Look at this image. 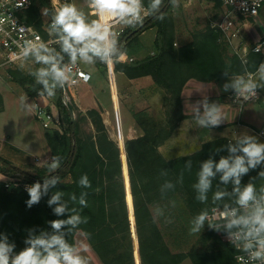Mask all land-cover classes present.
I'll use <instances>...</instances> for the list:
<instances>
[{
  "label": "trees",
  "instance_id": "1",
  "mask_svg": "<svg viewBox=\"0 0 264 264\" xmlns=\"http://www.w3.org/2000/svg\"><path fill=\"white\" fill-rule=\"evenodd\" d=\"M44 8H55L54 1L32 0L28 23L48 37L45 29L48 22L41 11ZM165 10L167 16L163 22L151 20L142 29L123 34L122 39L126 40L125 55L114 64L116 71L124 72L130 79L150 76L164 91V120L153 119L144 111L136 114L143 134L121 145L111 136L101 112L91 108L87 114L96 133L85 137L81 135L73 110L63 104L61 91H58L56 97L61 130L48 128L45 138L51 155L62 159L61 168L51 174L60 176L61 182L31 208L26 205L29 196L25 185L37 181L43 183L49 173L45 168L35 173L21 170L0 153V174L18 180L11 183L0 180V233L6 234L9 242L15 243V252L26 246L24 240L29 229L51 231L48 221L67 218V213L57 217L53 212L55 206H48L47 200L53 192L62 191L65 199H68L72 193L79 196L81 191H87L88 207L82 210V215L88 217V223L70 237V242L76 243V234L82 231L103 264H137L136 253L140 264H181L186 259H190L193 264H238L235 259L237 250L224 239V233H218L207 225L200 234L189 232L190 220L196 214L203 209L212 212V192L215 191V183H219L217 178L207 204L197 201L192 185L196 182L199 164L210 156L218 161L220 156L228 155L226 148L219 153L215 150L229 143V140L218 137L204 142L194 153L170 159H166L160 147L171 139L183 120L193 118L182 111V93L188 81H218L227 78L223 75L224 71L243 75L245 67L249 72H254L261 57L250 52L248 62L244 64L239 55H228L229 42H226L220 31L209 26L195 32L190 41L177 46L173 18L168 15V8ZM155 27L154 54L129 61L131 42ZM18 82L29 97L39 96L33 89V79L25 77ZM36 88L39 89V86L36 85ZM2 110L3 105L0 108ZM122 149L125 150L123 159ZM13 150L21 152L15 147ZM189 159L193 162V169L191 172L185 171L183 183H178V177ZM124 163L128 168L129 182L123 175ZM162 170L168 171L167 176L161 175ZM261 170H264V165L250 170L242 178V184L255 180L257 187L264 185V180L258 176ZM85 173L92 185L89 189H82L78 185L80 176ZM165 180H171L176 186L162 198L160 186ZM126 182L130 185L129 195ZM129 197L133 203L130 208ZM173 200L176 207L169 206L168 211L174 222L154 223L150 211L152 205H168ZM193 236L195 240L192 242Z\"/></svg>",
  "mask_w": 264,
  "mask_h": 264
},
{
  "label": "clouds",
  "instance_id": "2",
  "mask_svg": "<svg viewBox=\"0 0 264 264\" xmlns=\"http://www.w3.org/2000/svg\"><path fill=\"white\" fill-rule=\"evenodd\" d=\"M25 3L27 0H22L18 6ZM247 4L248 0H242L240 6L247 11ZM252 4L255 6L252 14H255L258 5L253 0ZM180 6V0H81L80 6L74 0H64L59 7L41 10L43 17L48 18L46 30L51 39L47 42L39 36L23 39L22 43H17L18 51L13 53V60L20 61L21 67L29 66L37 95L54 98L67 85L77 84L80 77L89 79L90 71L98 64L111 66L118 63L126 51V40L122 39L124 29L142 28L149 19L163 22L167 16L166 8L176 12ZM18 31L27 29L19 27ZM260 50L258 45L255 51ZM84 69L90 71L86 73ZM223 75L230 79L223 84L222 90L233 91L234 103L238 105L254 101L257 90L264 89V62L259 63L254 72L245 67L243 75L227 71ZM202 96L201 100L189 105L196 126L205 129L219 127L227 121L226 114L219 103L209 101L205 92ZM36 107L28 102L27 96L20 97L21 110L32 112ZM224 148L228 155L220 156L218 161L210 156L199 164L196 182L192 185L197 201L207 204L217 178L219 183H215V191L212 192V212L203 209L196 214L190 220L189 232L200 234L207 225L218 233L226 234L229 243L242 253L235 257L239 264H264V185L257 187L255 180L242 184V178L250 170L264 165V143L244 132L215 151L219 153ZM61 164L62 159L57 155L37 162L36 167L45 168L49 175L43 183L37 181L25 186L29 196L27 207L38 204L50 189L61 182L60 176L51 175L61 168ZM192 169L193 162L189 159L177 182L182 184L184 172ZM167 173L162 170L161 175L167 176ZM258 176L264 180V170ZM78 185L82 189L92 187L86 173L80 176ZM175 186L171 180H165L160 186L161 197L173 191ZM88 195L87 191H81L79 196L72 193L65 199L64 192H53L47 200L48 206H55L53 212L57 217L67 213V218L48 221L51 231L29 229L24 240L26 246L18 253L14 251L15 243L0 233V264H91L87 249L70 242V237L88 223V217L82 215V210L88 207ZM70 204L78 207H70ZM169 206L175 208V201H169L168 205H152L150 211L154 223L174 222Z\"/></svg>",
  "mask_w": 264,
  "mask_h": 264
},
{
  "label": "rangeland",
  "instance_id": "3",
  "mask_svg": "<svg viewBox=\"0 0 264 264\" xmlns=\"http://www.w3.org/2000/svg\"><path fill=\"white\" fill-rule=\"evenodd\" d=\"M53 1L54 7L60 6V3L58 1ZM74 2H76L78 6L81 5V0H74ZM180 5V8L176 12H173L170 7L168 8V15L173 18V30L176 42L175 45L177 46H179L183 42L190 41L192 39V35L195 32L203 30L208 26L212 28V22L220 20L222 15L224 14V10L222 8V0L221 2H219L218 0H199L193 3H187L185 0H180ZM89 16L92 17L91 12H89ZM44 19L46 22H48L47 17H44ZM156 34L157 28H151L141 34L136 40H134V42H131L129 46V54L131 58H129V61H133L132 58L134 60H138L154 54V42ZM225 40L226 42H229L228 55H239L238 52H241V49L238 48L237 45L230 42H249L239 37L233 38V41L229 40L228 38H225ZM250 47H252V44L249 45V48ZM20 65L21 62L18 64L7 63L5 61V58L0 54V108L1 105H3V110L0 111V140H2V142L5 140V138H7L6 140H8V143L3 144L4 147L2 150H0V153L4 157L9 159L14 165L16 164L15 166L18 165L21 170L35 173L37 170L43 169L41 167H36L38 160L47 159L52 155L51 153L46 155L41 154L42 156L29 155L32 154V152H36V150L39 151L41 145L47 143L46 138L44 139L47 128H45L41 121L38 120L36 116H34L33 111L25 112L20 108V97L29 96L26 94L24 88L18 81L25 77L34 80V78L29 75V66L25 65L24 67H21ZM32 67L38 66L32 65ZM112 67L113 69L115 68L114 64L113 66L98 64L94 70L90 71L89 69H85L87 71H90L92 75H96V83L99 89L95 91L92 87H90L89 89L84 90L79 87L75 91V97L72 99L70 108L73 110L74 119L78 122L82 136H94L96 133L94 124L87 114L89 109H96L100 111L102 115L105 114L106 117L108 116L106 110H104L103 108L104 106L102 105V102L99 101L98 97L100 96V98L104 100L106 96L103 97L102 95H100V93H102V91H113V86L111 85V83H109L110 78L107 79L105 75V71H108L109 68L111 69ZM109 76H112V74H110ZM93 82L94 81L92 80V83ZM136 90L137 89L131 88L127 90L126 93L121 89L120 94L118 95L119 102H109V104H107L108 106H106L107 108L109 107L112 113L111 117L113 121L112 125H109V123H106V121L105 123L108 124L109 129L111 130V136H113V138L121 145H124L126 140L131 139V135H133L134 138L139 137L140 130H142L139 125V120L136 118V114H139L144 108H146L147 103L145 102H148L149 100L146 101L145 99H140V97H138V93H135ZM160 90L161 89L156 85V89L150 90V94H148L151 97L150 101L153 102L152 106H154L155 108H153V110L149 112L144 109V112L147 116L159 121H161L165 117L164 106L161 107V105H164V91ZM259 90L261 91V97V95H264V89ZM202 92H204V89L197 90L195 94L189 92L187 93V109H191L189 105L194 104L196 101L203 98ZM18 96L19 99H16ZM145 96L149 98L147 95ZM4 98L6 99L5 105L3 101ZM32 99L35 100L34 104L36 102H39L41 105L47 106L54 117L51 128L61 130V117L60 109L57 106V97L55 96L54 98H48L46 96H38L37 98ZM209 101L214 102L215 99L210 98ZM28 102L31 103V101L29 100ZM230 102L234 104L232 99H230ZM224 107L227 109V106ZM229 110V112H232V109L229 108ZM233 112L235 114H227L228 116L226 117L231 119L234 115L236 117V115L239 114L238 110H234ZM233 125L234 124H229L225 126L229 128L223 130L222 132V135L229 136L226 137L229 141L234 139L235 135H238L233 132L235 129L234 127H232ZM202 130L203 129L198 128L193 121H188L186 119L183 120L172 135L171 139L168 140L163 146H161V153L165 157H178L194 153L204 144V135ZM263 131L264 130H261L259 131V133ZM218 136L220 137V135ZM258 136V141L264 143L261 137ZM13 147L20 149L21 152L19 153L14 151ZM120 152L123 159L125 156V150L122 149V151ZM123 175L124 178H126L128 181V168L126 163H124L123 165ZM0 180H4L6 182H18L17 178L7 177L2 174H0ZM128 182L126 183L129 195L130 185L128 184ZM132 204V200L129 197L128 207H132ZM223 237L227 242H229L226 238V234H224ZM169 240L170 238L169 236H167V241ZM194 240L195 236L192 237L191 241L193 242ZM76 243L78 245H82L87 249L86 255L90 258L91 264H103L82 231H79L76 234ZM136 259L137 264H140L138 253H136ZM181 264L193 263L190 259H186Z\"/></svg>",
  "mask_w": 264,
  "mask_h": 264
},
{
  "label": "crops",
  "instance_id": "4",
  "mask_svg": "<svg viewBox=\"0 0 264 264\" xmlns=\"http://www.w3.org/2000/svg\"><path fill=\"white\" fill-rule=\"evenodd\" d=\"M222 8L224 10L223 6H222ZM239 18H241V19H239ZM236 25L239 28V36L238 37L245 39L249 42H233V44L237 45V47L240 49L244 48V47H249L250 44L254 45V43H256L259 39L264 37V8L261 10L260 14L256 18L238 17ZM132 60H133V58H132ZM110 74H112V76H109ZM105 75H106L107 79L110 78L109 83H111V85L113 86V88H112L113 91H106V92L102 91V93H100V95H102L103 97L106 96V98H104V100H102L100 98V96L98 98H99V101L102 102V105L104 106L103 108H104V110H106V112L108 114L107 117L105 114H103V117H104V120L106 121V123H109V125H112V121H113L112 117H111L112 113H111L109 107L107 108L106 106H108L107 104H109V102L110 103L119 102V96L118 95L120 94L121 89L123 92H126V93H127V90H129L131 88L137 89L135 93H138V97H140V99H145L146 101L149 100L148 102H145L147 104H146V108H144V109H146V111L149 112V111L153 110V108H155L154 106H152L153 102L150 101V99H151L150 95H148V94H150V90L156 89V84L154 82H151L153 80H150V79H152L150 76L140 77V78H136V79H130L126 76V74L124 72L116 71L115 68L113 69V67L111 69L109 68L108 71H105ZM229 79H230V77L223 78V79H220L218 81H213V82H201V81H198L195 79H191L190 81H188V83L185 85V87L183 89V93H182V111L185 115L193 116L191 109H187V93L189 92V93L195 94V92H197V90L204 89V92L207 94L209 99L210 98L215 99L214 102H217L221 105V108L224 111V113L226 114V116H228L227 114L230 115L231 113L235 114L233 112L234 110L239 111V114H237L236 117H235V115L231 119H229L227 117V121H225L220 126H227L229 124H234L232 126L235 128L233 131L234 133L240 135L244 132H247L249 135H253V136L257 137L259 134V131L264 130V97H262L264 95H261L260 99H258L256 102L246 104L242 107H240L238 105H234L230 102V99H229V95L233 91L230 90L228 92H224L222 90L223 84L228 82ZM93 81H94L93 83L91 82L92 84L90 83L87 85H81L80 87L84 90L92 87L96 91L99 89V87H97V83H96V75H93ZM259 92L261 94L260 90H259ZM128 94H130V93H128ZM144 94L147 95L149 98H147ZM135 96H137V95H135ZM16 99H19V96ZM28 100L31 101V103H33V104L35 102L34 99L29 98V97H28ZM3 101H4V105H5L6 99L4 98ZM162 106L163 105H161V107ZM224 106H227V109ZM229 108L232 109V112H229L230 111ZM144 109L142 111H144ZM164 111H165V109H164ZM33 114L35 116V109L33 110ZM162 120H164V119H162ZM186 120L193 121L195 124L194 117L186 119ZM237 126H239V127H237ZM228 128L229 127H224L221 130L214 129V128H212V129L202 128L203 129L202 130L203 135H204L203 142L213 140L214 138L219 137L218 135H220V137L221 136L229 137L228 135H226V136L222 135L223 130L228 129ZM142 134H143V131L140 130V136ZM133 138H134V136L131 135V139H133ZM6 139L7 138H5V140L3 142H2V140H0V150L3 149V147H4L3 144L8 143V140H6ZM44 139H45V136H44ZM50 153H51L50 147L46 143V144L41 145V148L39 151L36 150V152H32V154H29V155H41V154L46 155V154H50ZM168 158H174V156H168Z\"/></svg>",
  "mask_w": 264,
  "mask_h": 264
},
{
  "label": "built area",
  "instance_id": "5",
  "mask_svg": "<svg viewBox=\"0 0 264 264\" xmlns=\"http://www.w3.org/2000/svg\"><path fill=\"white\" fill-rule=\"evenodd\" d=\"M60 3V5L64 2V0H56ZM187 3H193L199 0H185ZM22 0H0V54L5 58V61L10 64H18L20 61L13 60V53L18 51L17 43H22V40L25 38L35 39L36 36H39L42 40L47 42L51 39L50 36L46 37L39 29H37L33 24L28 23V11L31 8L32 0H27V3L23 4V6H18ZM242 0H222V5L224 7V14L222 15L220 20L212 22L211 27L220 31L225 38L233 41V38H237L239 36V28L237 27V19L239 16L244 18H256L261 10L264 8V0H253V3L257 4V10L255 14H252V10L255 7L252 4V0H248L247 11L241 8ZM151 19L146 21L144 26H146ZM48 25V24H47ZM47 25L45 29H47ZM143 26V27H144ZM19 27L24 28L27 31L20 32L18 31ZM142 27V28H143ZM139 29H124L123 34L126 32H135ZM47 31V30H46ZM233 43V42H230ZM260 46V52H256L255 49L257 46ZM250 52L256 53L261 57V62H264V37L259 39L252 47H244L241 48V52H238L242 62H248V55ZM260 62V63H261ZM113 66V65H111ZM86 73L89 71L85 70ZM93 80V75L90 72V78L85 79L84 77L79 78V82L75 85L69 84L61 91L63 104L70 108V104L72 103V99L75 97V91L81 85L90 84ZM229 98L232 99L234 103V92L229 95ZM260 98V92L257 90V99L251 102H245V104H236L240 107L256 102ZM35 105V116L38 120L41 121L45 128H51V124L54 121L53 114L47 108L46 105H41L39 102H36ZM261 139L264 141V131L258 134ZM41 160V159H40ZM38 160V161H40ZM14 181V180H13ZM11 183V182H7ZM13 186V185H12ZM242 255L237 250L236 256ZM235 256V257H236ZM239 264V262L237 261Z\"/></svg>",
  "mask_w": 264,
  "mask_h": 264
},
{
  "label": "water",
  "instance_id": "6",
  "mask_svg": "<svg viewBox=\"0 0 264 264\" xmlns=\"http://www.w3.org/2000/svg\"><path fill=\"white\" fill-rule=\"evenodd\" d=\"M13 187V186H12Z\"/></svg>",
  "mask_w": 264,
  "mask_h": 264
}]
</instances>
